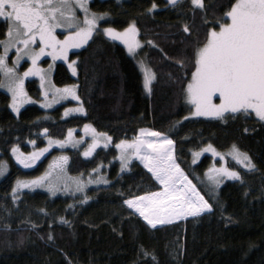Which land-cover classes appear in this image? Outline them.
I'll list each match as a JSON object with an SVG mask.
<instances>
[{
    "label": "trees",
    "instance_id": "trees-1",
    "mask_svg": "<svg viewBox=\"0 0 264 264\" xmlns=\"http://www.w3.org/2000/svg\"><path fill=\"white\" fill-rule=\"evenodd\" d=\"M234 2L204 0L206 10L197 8L195 13L190 0L175 5L169 0L90 2L93 12L107 14L101 24L138 26L144 41L140 55L156 75L148 92L135 56L101 31L72 52L78 76L61 61L53 74L57 86L78 81L84 113L63 117L64 104L46 109L30 103L17 115L10 107V93L0 88V161L6 158L12 164L0 179V264H264V121L243 112L225 120L187 117L192 106L184 92L194 71L192 49L204 41L208 28L216 26L213 21H228L223 13ZM7 28L6 20L0 19V39L7 36ZM27 86L40 97L38 79L28 80ZM85 124L110 134L113 144L90 157L82 148L73 149L72 174L87 175L104 165L108 174L103 175L110 182L92 188L88 201L82 195L53 196L41 189L17 191L13 199L17 179L38 173L43 162L25 170L13 159L12 148L28 147L29 141L40 146L48 134L64 137L69 128ZM141 128L174 140L177 163L212 204V211L153 227L124 203L161 188L138 158L124 169L119 160L117 143L135 139ZM233 144L255 167L246 169L230 159L228 165L240 176L222 177L217 184L209 176L214 154L205 150L211 145L228 151Z\"/></svg>",
    "mask_w": 264,
    "mask_h": 264
},
{
    "label": "snow or ice",
    "instance_id": "snow-or-ice-1",
    "mask_svg": "<svg viewBox=\"0 0 264 264\" xmlns=\"http://www.w3.org/2000/svg\"><path fill=\"white\" fill-rule=\"evenodd\" d=\"M169 2L175 5L177 0H169ZM190 3L194 6V13L197 8L201 11L206 10L204 0H190ZM156 7L153 2L151 8ZM78 8L83 9L82 18L76 15ZM105 15L107 14L92 12L87 0H0V17L6 18L8 23V39L0 41V44L4 45V52L0 54V71H3L7 78L8 83L3 86L11 91L12 107L15 110H19V104L23 103L25 98L30 99L23 89V77L39 75L42 82L45 79L44 70L37 65V60L44 54L45 48H51L54 59L57 55L68 59V50L86 44L98 30V21ZM223 18L228 22L213 21L216 26L208 28L204 41L196 43L192 49L194 71H191V79L184 89L186 99L195 107V111H190L189 115L225 120L226 116L243 112L254 113L260 121H264V0H235L234 3H230L229 10L223 13ZM64 27L69 31L63 40H60L55 34V29ZM99 31L123 41L130 53L135 54L141 45V41L137 39L139 29L135 22L130 23L122 31L113 27L100 28ZM184 31H189L187 25L184 26ZM37 39L41 46L38 49L30 47L37 42ZM20 44L23 48H16L17 60L22 54L29 56L32 61V66L23 73V76L16 72L15 67H9L6 62L9 48ZM73 64L69 66L73 67ZM180 64L183 66V61ZM73 71H75L74 67ZM153 78L154 73L146 70L144 81L146 88H149ZM56 92L62 96H75V85H66L63 89H56ZM214 98L218 99L219 103L214 102ZM76 99L79 100V97L76 96ZM68 111L66 109L65 114ZM74 111L82 112L84 109L78 107ZM84 127L87 130L91 125L86 124ZM43 131L47 133V129ZM91 131L95 136L96 130L91 128ZM139 131L141 135L134 140H121L116 145L120 149L122 168L127 165L130 155L144 153L141 158L145 166L150 169L163 188L156 192L132 196L124 203L153 227L182 216H195L210 210L212 204L199 193L195 185L191 184L176 162L173 156L174 141L171 137L163 132L143 128ZM146 132H151L152 138H146L144 136ZM68 135L71 137V129ZM99 135L111 139L107 133ZM64 142L55 141L58 144ZM100 142L99 139H94L84 155H90ZM31 143L34 144L35 141ZM51 143L49 137V146ZM207 150L215 151L211 145H208ZM12 151L16 152L17 149L14 147ZM45 151L46 148L39 149L38 152L30 153L25 159L35 161ZM199 154V152L195 153L196 156ZM229 154L244 168L255 167L251 157L235 144L232 145ZM17 158L20 159L19 156ZM25 159H20V162L25 163ZM60 159L66 161L67 157ZM5 170L6 162L0 161V176ZM209 172L213 175L222 172L226 176H240L239 172L226 168L209 169ZM181 178L186 187L178 188L177 184ZM42 180L43 177L31 181L17 180L16 187L12 189L13 199L16 198L18 188L32 187L40 184ZM215 182L220 183L219 180ZM78 187H80L79 182ZM85 199H88L86 195ZM61 219L63 220V217Z\"/></svg>",
    "mask_w": 264,
    "mask_h": 264
},
{
    "label": "rangeland",
    "instance_id": "rangeland-1",
    "mask_svg": "<svg viewBox=\"0 0 264 264\" xmlns=\"http://www.w3.org/2000/svg\"><path fill=\"white\" fill-rule=\"evenodd\" d=\"M91 1L92 0H87L88 7H89V4ZM178 1L179 0H177V2ZM76 15L78 17L82 18L84 15L83 9L78 8L76 11ZM0 19L6 20V18H4V17H0ZM103 20H104V17L98 21V30L96 32H98L100 28H105V27L116 28V27L111 26V25L101 24V22ZM226 22H228V21H226ZM136 27L138 28L137 25H136ZM116 29L118 31L123 30V29H119V28H116ZM68 31H69V29L67 27L56 28L55 34L57 35V37L60 40H63L64 36L68 34ZM96 32H94L93 35ZM107 37H109V36H107ZM91 38H89L88 42L90 41ZM109 38L123 44L127 48V46L123 43V41L116 40V39L111 38V37H109ZM7 39H8V37L6 36L5 38L0 39V41H4ZM137 39L141 41V45L136 50V53L133 54V53H130L129 51L128 52L130 55H134L135 58L137 59V63H138V65H139V67H140V69L144 75V81H145V71L146 70L150 71L151 73H154V78L151 80L150 85H149V88L151 89V86L153 84V81H154L156 75H155V72H154L153 68L151 67V65H149L148 62L145 60V58H142V56L140 55V49L144 44L143 39L140 37V31L138 32ZM87 43L82 44L78 48L69 49L68 50V59H64L63 57H60L59 55H57L54 59L53 55H52L51 48H48L47 52L45 50L44 54L42 56H40V58L37 60V65L41 69L44 70L43 74L45 76V79L42 82L39 75H28V76L23 77V89H24V92L27 93V97H30V99L25 98L24 102L19 104V110L18 111L12 107V93H11V91H9L8 87L3 86V85H6L8 83V81H7V78L4 74V72L1 71L3 74V81H2V84H0V88L4 89L10 93V95H11L10 107L13 110V112L15 114L19 115L20 111L26 105H28L30 103H38L41 107L46 108V109H52V108H55V107H58V106L64 104L63 117H68V116L75 114V113H84L85 111H82V112L74 111V109H76L78 107H83V109H84V104H83V101H82V98H81L80 92H79L78 81L72 82V83L67 85V86L75 85V96H73V95L62 96L60 93L56 92V89H63L66 85L65 86H57L54 83L53 74H54V70H55L57 62L61 61V62H65L68 65L71 73L74 76H78L77 58L76 57L72 58L71 54L73 51H77V50L82 49L84 46L87 45ZM40 46L41 45H40V42L38 39H37V42L35 44L30 45V47H32L34 49H38ZM17 47L23 48V45L22 44L14 45L13 47L9 48V51L7 53V61L6 62H7L9 67H15L16 72L19 75L23 76V73L28 68H30L32 66V61H31L29 56H25L22 54H21L20 58L17 60V52H16ZM3 52H4V45L0 44V54H2ZM73 62H75V63L73 64ZM70 64H73L75 71H73V67L69 66ZM32 78H36L39 81V85L41 88V95L39 98L34 97L29 92L27 82H28V80H30ZM149 88H146L147 92L150 91ZM45 92H47V96H45ZM76 96L79 97V100L76 99ZM186 102L192 106L191 111H195V107L191 103V101L186 99ZM214 102L219 103V100L214 98ZM45 105H47V106H45ZM66 109L69 110L67 112V114H65ZM187 117H207V116H191L188 114ZM88 125H91V124H88ZM84 126H82L81 128H75V127L69 128L72 130L71 137H69V135H68L69 129L67 130L64 137H56V136L48 134L45 138L44 144L40 145V146L36 145V143H34V144L31 143V141H29L27 143L28 147H24V146H20V145L14 146L17 149V151L16 152L11 151L13 159L23 169L32 170V169L36 168L41 162H43V165H42V167L38 173L22 175L17 179V180H22V181H31V180H34L38 177H43V180L41 181V183L37 184L35 186H32V187L18 188L17 191H22V190H29V191L31 190L32 191V190H40L41 189L43 191L50 193V195H53V196H56V195H72V196L77 197V196L82 195V196H84V198L82 200L88 201V199H85V195L87 196L89 191L92 188H94L96 186H102V185L108 184L110 182V179L108 178V176L104 177L105 174H108V172H106L104 170V165L101 166V167H103V170L100 169L101 167H99L95 171H93V169L91 168L88 172H86L87 175H83V174L73 175L72 174V172H74V171L71 167V156L72 155L70 153L73 149L82 148L83 154H84L85 151L89 149V145H91L93 143V140L99 139L101 142L96 145V147L91 151V154L87 155V156L85 155L86 157H90V156H93L98 150L106 148V147L110 146L111 144H113V137L110 134H107V136L111 137V139L108 140L106 137H102L99 135V134H102L103 132L98 131L93 125H91V128H94L96 130V135L94 136L93 132L91 131V128L86 130ZM144 129L156 131V130L151 129V128H144ZM139 135H141V134L139 133ZM144 136L146 138H152L151 132H146L144 134ZM49 137H51V140H52L51 146H49ZM57 140L65 141V142L63 144H58V143H55V141H57ZM122 140L132 141L134 139H122ZM45 148L47 149V151L43 152L42 155H39V157L37 159H35V161L25 159L26 157H28V155L30 153H35V152H38L39 149H45ZM212 148L215 151H209V150H207V148L205 150V151L212 152L214 154V157H215L214 163L211 165L210 169L226 168V169L235 170V171L240 173V171L238 169L231 168L228 165V161L230 159H233V157L229 154L231 149H229L228 151H220V150L218 151L216 148H214V147H212ZM129 152H131V150H129ZM209 152H208V154H210ZM242 152H244V151H242ZM142 155H144V153H142L141 155H130L128 163L125 167H123V169L128 168L130 163L132 162V160H134L135 158H138L140 160V162L145 166V162L141 158ZM18 156L20 157V159H25V163H21L20 159L17 158ZM64 156L67 157V160L61 161L60 158L64 157ZM118 156H119V160H120V149H118ZM173 156L176 159L174 145H173ZM233 160H235V159H233ZM3 162H6V170L4 171V174L2 176H0V179L3 178L12 168V164L8 159L5 158L3 160ZM236 162H238V161H236ZM121 163H122V161H121ZM240 165L242 167H244L242 164H240ZM146 168L149 169L148 167H146ZM184 175L187 176L188 180L191 181L192 185H195V188L199 191V193L201 195H203L206 200H208L205 197V195L201 192V190L198 189L197 185L188 177V175H186V174H184ZM100 176H102V177H100ZM209 176L211 178H214L215 180L221 179L222 177H225L229 180L238 178V177L226 176L222 172L216 173L214 175L209 172ZM101 179H103V180L101 181ZM89 181H92V182H89ZM78 182H79L80 187H78ZM183 182L184 181L181 178L180 182L177 184V187L179 184H181ZM162 188H163V185H161V188L158 189L157 191L161 190ZM154 192H156V191H154Z\"/></svg>",
    "mask_w": 264,
    "mask_h": 264
},
{
    "label": "water",
    "instance_id": "water-1",
    "mask_svg": "<svg viewBox=\"0 0 264 264\" xmlns=\"http://www.w3.org/2000/svg\"><path fill=\"white\" fill-rule=\"evenodd\" d=\"M205 211H212V208L210 210H205ZM179 219H182V218H179ZM175 220H178V219H174V220H171V221H167L164 224L169 223V222H172V221H175ZM158 225H162V224H158ZM158 225H156V226H158Z\"/></svg>",
    "mask_w": 264,
    "mask_h": 264
},
{
    "label": "bare ground",
    "instance_id": "bare-ground-1",
    "mask_svg": "<svg viewBox=\"0 0 264 264\" xmlns=\"http://www.w3.org/2000/svg\"><path fill=\"white\" fill-rule=\"evenodd\" d=\"M184 217H185V218H184ZM184 217L182 216L181 218H182V219H187L189 216H184ZM178 220H180V219H178Z\"/></svg>",
    "mask_w": 264,
    "mask_h": 264
},
{
    "label": "flooded vegetation",
    "instance_id": "flooded-vegetation-1",
    "mask_svg": "<svg viewBox=\"0 0 264 264\" xmlns=\"http://www.w3.org/2000/svg\"><path fill=\"white\" fill-rule=\"evenodd\" d=\"M56 36H57V35H56ZM47 49H48V48L46 47V48H45L46 52H47Z\"/></svg>",
    "mask_w": 264,
    "mask_h": 264
}]
</instances>
